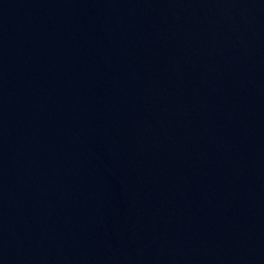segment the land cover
Returning a JSON list of instances; mask_svg holds the SVG:
<instances>
[{
    "label": "water",
    "instance_id": "1",
    "mask_svg": "<svg viewBox=\"0 0 264 264\" xmlns=\"http://www.w3.org/2000/svg\"><path fill=\"white\" fill-rule=\"evenodd\" d=\"M0 264H264V0H0Z\"/></svg>",
    "mask_w": 264,
    "mask_h": 264
}]
</instances>
